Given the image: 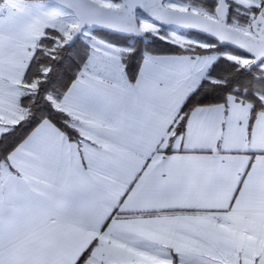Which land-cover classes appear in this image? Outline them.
<instances>
[{
    "label": "crops",
    "instance_id": "obj_1",
    "mask_svg": "<svg viewBox=\"0 0 264 264\" xmlns=\"http://www.w3.org/2000/svg\"><path fill=\"white\" fill-rule=\"evenodd\" d=\"M121 48L107 43L97 51L104 57L91 48L51 101L76 140L44 120L1 165L0 264H77L85 255L86 264H173L177 249L183 264H207L232 255L225 223L235 226L227 233L264 234V111L250 129L247 103L197 107L174 137L214 62L185 94L175 66L157 55L146 54L131 81ZM247 172L257 195L246 202L237 189L246 191Z\"/></svg>",
    "mask_w": 264,
    "mask_h": 264
},
{
    "label": "trees",
    "instance_id": "obj_2",
    "mask_svg": "<svg viewBox=\"0 0 264 264\" xmlns=\"http://www.w3.org/2000/svg\"><path fill=\"white\" fill-rule=\"evenodd\" d=\"M180 1L186 3L189 8L196 7L201 9L206 16L216 15L218 0ZM257 1L261 3V7L252 9L255 17L261 11V8L264 7V0ZM229 7V25L238 23L242 26H249L253 21V18L236 11L237 5H229ZM163 30L167 29L163 28ZM93 31L96 35L109 39L113 44L119 46L128 45L130 47V52L124 57V62L131 81L137 78L146 54L157 56H186L191 54V51L149 34H146V37L142 39H129L97 29H93ZM184 33L204 39L214 46V50H199L198 55L210 51H212L211 53L231 51L237 55L248 57L230 47H222L217 42L204 36L195 33ZM56 38H61L59 32L47 29L45 36L38 41L37 48L27 65L23 83L36 85V89L34 93L23 96L20 99L22 106L28 110L27 117L0 136V167L8 162L9 155L44 120L50 121L65 133L69 139L76 140L77 138L76 131L68 124V117L53 107L49 97L60 99L67 93L88 60L89 50L86 46L83 47L81 36L72 46H68V43L63 46H56ZM247 66L241 67L238 63L226 57H219L209 67L206 77L182 106L179 118L173 127L174 137L182 135L187 119L195 108L227 105L230 98L247 104L251 102V104L256 105L255 109L251 108V124L253 117L256 119L257 115L264 111V104L255 98L256 94L264 95V72L259 69V66L248 72ZM86 260L87 256L85 255L77 264H86Z\"/></svg>",
    "mask_w": 264,
    "mask_h": 264
},
{
    "label": "rangeland",
    "instance_id": "obj_3",
    "mask_svg": "<svg viewBox=\"0 0 264 264\" xmlns=\"http://www.w3.org/2000/svg\"><path fill=\"white\" fill-rule=\"evenodd\" d=\"M93 1L110 8H118L120 6V2L116 0ZM227 3L229 5H237L236 11L253 18V20L255 15L252 9L261 7V3L257 0H227ZM165 5L172 9L190 10L203 14L201 9L196 7L189 8L186 3L180 0H167ZM261 11L264 14V7L261 8ZM208 17L214 18L215 16ZM138 22L140 28L147 34L191 51L190 55H186L183 58L177 56L159 57L160 60L175 66L176 78L179 82L184 81L185 94L188 93L187 91L194 89L198 78L204 75L206 68L219 57H226L238 63L241 67L249 65L252 61L248 57L237 55L231 51L223 53H211L212 51H210L198 55L199 50H214V46L204 39L184 32L163 30L162 27L141 14L138 15ZM76 26L77 20L72 12L47 0L0 1V136L11 130L28 115V110L22 106L20 99L23 96L34 93L36 85L23 83V76L37 48L38 41L45 36V31L48 29L59 32L61 38H56V46H63L68 43ZM231 26L245 33H251V23L249 26H242L238 23L231 24ZM81 41L83 47L86 46L89 52L93 48L92 54L94 56L104 57L109 54L97 53L100 47L111 42L105 37L96 35L92 28H87L83 31ZM121 47L122 54L120 55L123 56L130 52L128 45ZM259 69L264 72V63L259 66ZM179 82L177 87L180 86ZM185 82H189L191 85L187 86ZM53 99L56 98L49 97L50 101ZM227 223L224 225L229 227V229H225L224 237L227 244L229 242L232 243L230 248H228L229 246L226 247L228 252H232V255L228 254V260L224 262L219 260L218 262L213 261L207 264H253L250 256L255 253H263L264 251L262 229H241L236 232L233 229L234 232L227 233L232 230L230 225L235 227L231 223ZM195 229L199 230L198 227ZM232 236L234 238L233 242L231 241ZM237 243L239 244L238 246ZM236 246L240 249L239 253H236ZM222 257L224 258L225 256ZM113 262L115 264L119 263L115 260Z\"/></svg>",
    "mask_w": 264,
    "mask_h": 264
},
{
    "label": "water",
    "instance_id": "obj_4",
    "mask_svg": "<svg viewBox=\"0 0 264 264\" xmlns=\"http://www.w3.org/2000/svg\"><path fill=\"white\" fill-rule=\"evenodd\" d=\"M73 13L77 20L68 46H72L87 28L101 30L123 38L146 37L138 15L171 31L195 33L230 47L248 57L251 72L264 62V14L260 11L251 22V33L229 25L230 7L227 0H218L214 18L190 10H177L165 5L167 0H119L118 8L102 6L93 0H47Z\"/></svg>",
    "mask_w": 264,
    "mask_h": 264
},
{
    "label": "snow or ice",
    "instance_id": "obj_5",
    "mask_svg": "<svg viewBox=\"0 0 264 264\" xmlns=\"http://www.w3.org/2000/svg\"><path fill=\"white\" fill-rule=\"evenodd\" d=\"M248 59H254V57L249 56ZM255 98L260 101L262 104H264V95L256 94ZM249 107L252 109L256 108V105L249 103ZM256 123L255 117H253L250 128L252 125ZM254 167L251 163L249 164V168ZM248 175V182L243 183V187L246 191L241 192L240 189H237V194L245 199L247 202L248 200L252 199L257 195V188H256V179L254 176H252L251 172L246 173ZM233 202H236V196H233ZM251 260L253 261V264H264V253H255L250 256ZM173 264H183V257L179 254V249H177V254L174 256Z\"/></svg>",
    "mask_w": 264,
    "mask_h": 264
}]
</instances>
